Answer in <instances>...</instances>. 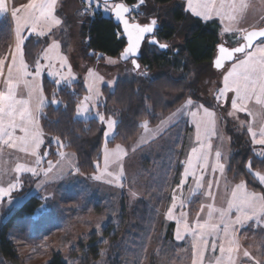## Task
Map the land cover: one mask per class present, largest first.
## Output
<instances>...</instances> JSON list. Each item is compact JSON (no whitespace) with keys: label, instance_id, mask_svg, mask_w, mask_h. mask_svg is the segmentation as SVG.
Returning <instances> with one entry per match:
<instances>
[{"label":"rangeland","instance_id":"374dc122","mask_svg":"<svg viewBox=\"0 0 264 264\" xmlns=\"http://www.w3.org/2000/svg\"><path fill=\"white\" fill-rule=\"evenodd\" d=\"M117 1L107 0L109 6ZM30 2L31 0H7L10 10L0 14V18L3 17L9 21L12 33L8 50L0 47V58H8L5 63V72L16 45L15 18L11 15V9L21 8ZM84 2L88 3L87 0H56L55 14L63 23L45 36H38L28 28L23 29V35L27 37L25 42L30 37L41 42V50L36 61L39 60L45 66L40 77L42 88L44 76L53 80L57 79L50 73L59 69V57H67L72 76L67 84L81 80L87 88L81 102L85 96L93 95L89 92L90 84H93L95 91L99 93L98 98H94L87 105V113L82 114V110L77 109L76 115L85 119L99 118L102 115L106 119L111 118L118 122V108L114 115L109 116H105L98 108L99 104L103 103L102 87L104 85L114 87L118 80H132L137 76L153 78L158 75V72L147 73L144 66L136 68L131 62V57L126 61L119 55H104L103 58L99 57L96 60L86 59L82 52L80 30L88 12L91 11L90 14H92L98 11L105 17H111V13L105 11L103 7L98 9L95 3L89 6ZM178 2L182 4L185 13L196 17L187 9V0ZM246 2L249 7L237 27L250 30L264 26V0H246ZM138 5L147 13L149 7H152L149 0H144L143 4L139 0ZM133 7L136 9L135 6ZM134 11L132 19L140 22L144 20L148 22L150 17H158L160 20L159 14L164 12L160 10L159 13L151 14L142 20L135 16ZM19 15H25L23 8ZM210 21L215 22L214 25L218 29V43L223 42L229 46L237 44L239 35L224 33L222 30L224 25L219 17H213L204 22ZM185 34L186 31L182 27L177 33L176 40L172 41V45L182 43ZM54 40L58 41L60 46L48 53L53 57V67L49 68L47 67L49 61L43 57ZM35 62L27 63L32 66ZM228 66L226 64V67ZM62 71L65 76H68L67 69ZM222 72V69L216 70L212 62L207 65V68L193 69L190 78L191 82L195 81L193 92L175 93L172 98L166 99L168 106L173 105V109L163 113L160 120L152 125L145 120L148 121L149 129L155 130L159 126L158 131L145 133L142 127L134 140L124 143L117 141L108 145V140L114 138L115 126L108 138L104 136L102 161L98 171L92 174L81 173L77 167L75 154L65 150L60 140V143H57V138L48 137L45 134L41 125L43 109L37 112L36 119L42 133L38 157L33 156L31 150L26 153L8 146H4L3 151L0 152V187L8 189L10 183L16 184L15 189L10 190V197L0 198V220L5 219L10 210L21 206L31 197L36 196L40 199V203L35 206L32 213L29 232L35 235V238L34 236L30 239L10 236L23 264H47L56 252H60L68 264H192V236L185 233L182 222L178 224L177 221L181 211L187 213L188 223L193 227L197 219L203 222L207 218V206L213 203V200L204 194L207 184L211 182L213 185L214 203L218 209H227L231 191L241 181L247 183L249 191L264 192V190L253 189L246 179H236L228 172L229 162L234 154L239 152L247 154L249 150H252L257 155L264 149V145L254 144L247 126L242 123L251 122V116L247 113H237L236 117L229 116L230 103L215 99L216 90L223 86ZM180 75V73H174L177 78ZM228 95L231 97L232 93ZM18 96L26 98L27 89L23 87L18 89ZM189 97L196 103L215 111L217 131L216 135L211 137L212 149L208 167L206 169L202 166L197 167L196 177L190 175L183 187L178 188L177 186L184 179L183 173L186 167L184 161L190 156L192 148L200 146L196 141L194 118L188 110L182 114L177 113ZM191 111H195V108ZM103 124L106 131L107 125L104 122ZM254 127L258 130V125ZM20 134L17 130V135ZM117 145L123 146L126 150V155L121 157L123 176L119 182L113 177L102 175L104 148L107 146L109 150H113ZM217 150L222 153L220 162L225 166L223 174L219 170L213 173ZM61 152L67 155H59ZM38 158L39 163H37ZM49 162H51V171H47ZM69 162L71 167H68ZM18 164L34 168L35 173L16 172L15 168ZM175 167L179 168V180L169 189L167 202L163 206V191L170 182ZM108 171L116 172L118 169L116 165L110 164ZM201 172L204 174L205 187L197 190V179ZM252 172L264 174L259 169H253ZM96 175H101V179H95ZM109 180L112 182L109 183ZM262 187L264 189V185ZM173 194L185 201V207L183 209L179 207L178 199V206L173 210L175 219H168L166 214L172 205ZM202 206H204L203 210H201ZM230 215L232 220H235L238 215L235 208ZM170 223L174 224V236L169 241L165 236ZM177 228H180L183 239L176 238ZM235 239L239 245L237 264H256V261L264 264V217H254L242 226L236 225ZM211 242L212 238L209 239V245ZM245 250L250 253L249 257L243 256ZM213 255H219L218 249L216 253L210 250L205 253V264H208Z\"/></svg>","mask_w":264,"mask_h":264},{"label":"snow or ice","instance_id":"6c2138e0","mask_svg":"<svg viewBox=\"0 0 264 264\" xmlns=\"http://www.w3.org/2000/svg\"><path fill=\"white\" fill-rule=\"evenodd\" d=\"M87 2L89 4L95 3L98 9L103 7L105 11L114 13L115 17L123 22V30L127 34L128 41L127 47L122 53L125 59L133 57L139 52L146 34L154 35V30L157 27L156 19H152L146 24L132 23L125 17V14L135 9L129 8L124 3L109 6L107 0H87ZM140 3L143 4L144 0H140ZM55 6L56 0H31L29 4L21 6L25 10L24 16L19 15L21 8L13 7L11 9V15L15 18L16 45L6 72L5 63L8 58H0V85H2V89H0V152L3 151L4 146H8L26 153L31 150V154L38 157L42 133L39 130L36 113L42 111L46 103V97L40 84V77L45 66L39 60L32 66L26 62L24 44L27 37L23 35V29L28 28L38 36L52 33L56 26L63 23L55 14ZM248 7L246 0H187V9L196 17H200L204 21L219 17L224 25L222 29L224 33L239 35L237 46L226 47L223 43L217 46L218 56L214 60V67L223 70V86L216 90L215 99L230 103L229 116L236 117L237 113H247L251 116V122L242 123L247 126L254 144L264 145V28L248 30L237 27L244 18ZM9 10L7 0H0V14L7 13ZM150 43L158 45L160 48H168L167 44H159L155 39H152ZM59 46V42L54 40L46 50L43 58L49 61L47 67H53V57L48 53L58 49ZM58 63L59 69L50 74L57 77L54 83L59 86L62 82L67 84L72 76L71 65L67 63V57H59ZM133 64L136 68L140 67L135 60H133ZM226 64L229 66L226 67ZM64 69L68 70V76L64 75L62 71ZM21 87L27 89L26 98L18 96V89ZM89 92L93 95L85 96L81 105L78 106V109L82 110V114L88 112L87 105L99 96L93 84L89 85ZM229 93H232L231 97H229ZM53 102L55 103V101ZM193 108L195 111H191ZM185 110H188L194 118L196 141L200 146L192 148L190 156L184 161L186 165L183 173L184 179L181 180L178 188L183 187L185 180L190 175L196 177L195 169L197 167L202 166L204 169L208 167V159L212 149L211 137L216 135L217 131L215 111L196 103L191 97L177 110V113L182 114ZM201 113L202 115H200ZM197 117L199 119H196ZM99 119L107 125L104 136L108 138L117 121L111 118L106 119L102 115L99 116ZM254 125H258V130ZM142 126L145 133L159 130V126L155 130L149 129L148 121H144ZM17 130L21 133L20 135H17ZM57 143H60L59 138H57ZM59 155L66 156L67 154L61 152ZM122 155H126L123 146L117 145L113 150H109L105 146L104 173L102 175L113 177L119 182L123 176ZM257 155L264 157V149ZM221 157L222 153L217 150L213 173L219 170L223 174L225 166L220 162ZM37 163H39V158ZM110 164L116 165L118 171H108ZM71 166L69 162L68 167ZM247 167L260 184L264 185V174L252 172L251 161L248 162ZM15 171L35 173L34 168L27 167L25 164H18ZM47 171H51V162H49ZM94 178L99 180L101 175H96ZM108 182L111 183L112 180ZM15 187V183H10L8 189L0 187V198L10 197V190L15 189ZM204 187V174L201 172L197 179L196 188L199 190ZM212 187V183L209 182L204 193L213 200V203L207 206V218L203 222L197 219L193 227L188 223L187 213L181 211L177 223L182 222L184 232L192 236V264H205V253L209 250L216 253L217 249L219 255H213L208 264H237L239 245L235 239V227L236 225L242 226L254 217H264V192L249 191L247 183L241 181L232 189L227 209H218L215 207ZM178 199L173 194L172 205L166 214L168 219H175L173 210L178 206ZM179 207L181 209L185 207L184 200L179 199ZM233 208L238 213L235 220H232L230 215ZM176 238L178 240L183 239L180 228H177ZM210 238H212L211 245H209ZM243 256L249 257L250 253L245 250ZM256 264H260V262L256 261Z\"/></svg>","mask_w":264,"mask_h":264},{"label":"trees","instance_id":"16d2710c","mask_svg":"<svg viewBox=\"0 0 264 264\" xmlns=\"http://www.w3.org/2000/svg\"><path fill=\"white\" fill-rule=\"evenodd\" d=\"M123 1L135 6L134 14L142 20L151 14L159 13L160 10L164 11L159 14L160 20L158 17H150L148 22L156 19L158 27L154 35L162 43L169 41V47L160 50L148 41L142 45L138 63L145 67L147 73L157 71L156 77L137 76L132 80H118L114 87L109 85L102 87L103 103L101 102L98 108L105 116L114 115L116 108L119 110L116 132L114 138L108 140V145L117 141L124 143L134 140L143 127V121L148 120L152 125L160 120L163 113L174 108L171 104L168 106L167 98H172L175 93L193 92L195 81L191 82V72L200 67L207 68L212 62L219 38L215 22H204L185 13L182 4L178 2L180 0H149L152 7H149L148 13L138 7L139 0ZM86 5L92 6L93 3ZM90 12L80 30L84 57L96 60L99 57L103 58L104 55L120 56L127 44L120 27L111 17H105L98 11L92 14ZM182 27L186 31L183 42L172 45V41L176 40L177 33ZM11 37L9 21L1 17L0 47L8 50ZM24 48L26 61L34 63L41 50V42L30 37L25 42ZM99 54L101 55L97 56ZM174 73L181 75L177 78ZM54 81L48 76L43 77L46 103L41 114L42 128L48 137L59 138L63 148L75 154L77 167L81 173H96L102 161L105 126L98 117L85 119L76 115L78 106L87 92L83 81L59 86ZM249 161L252 162V170L259 169L264 172V157L257 156L252 150L247 154L242 152L234 154L229 162L228 172L236 179H246L253 189L264 190L256 177L249 172L247 167ZM178 170L179 168L173 170L172 178L163 191V206L167 202L169 189L179 180ZM39 203L40 199L33 196L21 206L10 210V215L0 220V264H23L10 236L35 238V235L29 232L32 213ZM173 227L174 224L170 223L165 236L169 241L174 236ZM47 264L68 263L60 252H56Z\"/></svg>","mask_w":264,"mask_h":264},{"label":"water","instance_id":"95a60500","mask_svg":"<svg viewBox=\"0 0 264 264\" xmlns=\"http://www.w3.org/2000/svg\"><path fill=\"white\" fill-rule=\"evenodd\" d=\"M116 3H124L126 6H128L129 8H131V9H134L133 8V6H131V5H129V4H127L125 1H123V0H119V1H117ZM115 3V4H116ZM132 14H133V11H130L129 13H126L125 14V17L127 18V19H129V21L130 22H132V23H140V24H146V23H141V22H139V21H137V20H133L132 19ZM111 18H112V20H113V22L116 24V25H118L119 27H120V29H121V32H122V36L126 39V42L128 43V41H127V34L124 32V30H123V22L121 21V20H118L116 17H115V14L114 13H111ZM157 27H158V24H157ZM156 27V28H157ZM259 28H264V26H262V27H259ZM252 29H258V28H252ZM252 29H250V30H252ZM156 30V29H155ZM154 30V31H155ZM148 37V43L149 44H152V43H150V41L152 40V39H155V40H157L158 42H159V44H167L168 45V47H169V44L168 43H162V42H160L159 40H158V38L155 36V35H153V34H146V36H145V40H146V38ZM144 40V41H145ZM144 41H142V43H141V48H142V45H143V42ZM221 43H223V42H221ZM221 43H218L217 44V46L219 45V44H221ZM226 47H235V46H237V44L236 45H234V46H229V45H227V44H225V43H223ZM152 45H154V44H152ZM160 50H166L167 48H160L158 45H156ZM126 47H127V45L125 46V48H124V50L126 49ZM141 48H140V50H139V52L135 55V56H133V57H131L132 58V63H133V60H135L136 61V63L137 64H139L138 63V57L140 56V54H141ZM124 50H123V52H124ZM122 52V53H123ZM122 53H121V55H120V57L122 58V60H127V59H125L124 57H123V55H122ZM218 56V47L216 48V52H215V55H214V58H213V60H212V65H213V67H214V60H215V58ZM130 58V57H129ZM215 68V67H214ZM216 69V68H215ZM216 70H221V69H216Z\"/></svg>","mask_w":264,"mask_h":264},{"label":"flooded vegetation","instance_id":"af4514ba","mask_svg":"<svg viewBox=\"0 0 264 264\" xmlns=\"http://www.w3.org/2000/svg\"><path fill=\"white\" fill-rule=\"evenodd\" d=\"M144 23H149V22H144ZM154 32H155V31H154ZM145 41H148V37L146 38V40H145ZM145 41H144V42H145ZM144 42H143V44H144ZM126 45H127V44H126Z\"/></svg>","mask_w":264,"mask_h":264}]
</instances>
